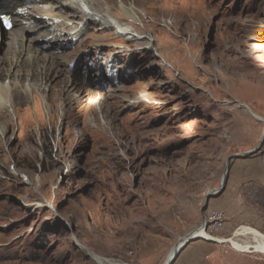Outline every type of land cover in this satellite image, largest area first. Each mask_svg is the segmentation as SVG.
I'll return each mask as SVG.
<instances>
[{"label": "rangeland", "instance_id": "374dc122", "mask_svg": "<svg viewBox=\"0 0 264 264\" xmlns=\"http://www.w3.org/2000/svg\"><path fill=\"white\" fill-rule=\"evenodd\" d=\"M105 2L135 29L130 39L91 23L52 59L31 61L13 56L14 34L0 30V60L11 73L2 80L32 84L0 112V264H99L93 253L116 264H164L215 211L227 215L206 230L215 241L188 249L204 254L198 264H264V252L231 242L259 244L238 233L246 227L264 234V145L230 160L240 222L222 231L227 188L203 210L228 158L262 140L264 121L239 104L264 118V0L92 7ZM120 6H133L137 20Z\"/></svg>", "mask_w": 264, "mask_h": 264}, {"label": "bare ground", "instance_id": "6f19581e", "mask_svg": "<svg viewBox=\"0 0 264 264\" xmlns=\"http://www.w3.org/2000/svg\"><path fill=\"white\" fill-rule=\"evenodd\" d=\"M92 1L93 0H0V7L5 9L8 14L12 15L14 22L13 27L9 30L11 32L10 34H14L11 42L8 45L10 48V53L13 54V56L15 54L24 53L31 61L43 57L52 59L55 56L52 53L54 51L51 50L54 48H61L63 45L68 43L71 44V40H74V38L78 39L80 34H82V32L86 30L87 26L91 23H93L95 26L98 25L100 28L105 29L111 28L112 26L118 27L123 34L129 36V39L135 35L134 28L122 26V24H120L117 19H113V6L110 3L105 2L102 10L99 11L92 7ZM133 1L137 2L138 0ZM120 9L123 11L126 17L131 18L132 20H137L136 10L133 6H120ZM15 26L18 27L16 28ZM0 29L2 28L0 27ZM26 33L30 34V36L26 37ZM2 61L0 60V112L6 111V108H8L9 111H12L11 103L13 97H15L14 94L16 92H22L20 91V88H22V90L27 93H30L32 89V84L30 83H25L24 85L20 86V83H18L16 80L13 81L9 79L7 82L3 81L2 75H6L7 77L11 73H8V71H10H7L8 68H4V62L2 63ZM5 129V125L2 124L0 126V131H4ZM208 219L210 221L207 220V222L210 226L212 223L211 221H213L212 214ZM244 230L256 235L259 244L251 247L247 244L240 245L238 242L231 240V242L234 244V247L244 252H249L250 248H255L256 251L264 252V234L258 230L247 227ZM193 234L194 236L212 238V236L204 229L194 231Z\"/></svg>", "mask_w": 264, "mask_h": 264}, {"label": "water", "instance_id": "95a60500", "mask_svg": "<svg viewBox=\"0 0 264 264\" xmlns=\"http://www.w3.org/2000/svg\"><path fill=\"white\" fill-rule=\"evenodd\" d=\"M240 107L244 108L245 110H247L248 112H250L255 118L264 121V118L258 116L257 114H255L253 112V110L246 104H239ZM264 145V132H263V136H262V140L260 141V143L255 146L254 148L247 150L244 153H239V154H234L232 156H230L227 160V165H226V169L222 178V184L220 188H217L211 192H209L206 195L205 198V204H204V208L203 210H206V208L209 205L210 199L219 193H222L226 188H227V179H228V174L230 172V160L233 157H243L246 155H255L259 152H261L262 147ZM209 224L207 222L206 217H204L203 222L200 226H198L196 229H194L193 231L187 233L186 235H184L183 237H181L178 242L173 246L170 254L168 255L166 261L164 262V264H175L177 259L179 258L180 254L182 253V251L188 246V244H190V242H192L193 240H196L198 238H207V237H203V236H194V231L200 230V229H204L205 231L208 229ZM210 240H214L213 238H207ZM94 258H96V260L99 262V264H109L111 263V259H107V258H103L100 257L99 255L93 253ZM114 262V261H113ZM113 264V263H111Z\"/></svg>", "mask_w": 264, "mask_h": 264}, {"label": "crops", "instance_id": "0c3cea01", "mask_svg": "<svg viewBox=\"0 0 264 264\" xmlns=\"http://www.w3.org/2000/svg\"><path fill=\"white\" fill-rule=\"evenodd\" d=\"M240 191L241 190H239V188H237L235 186L228 185L227 190H225V192H223L222 208L226 209L227 214H228V220H227V222L225 224V228H223V230H222L224 232H227L229 230L230 226H233L234 224H238L240 222V215H241L240 214V210H241V208H243V199H242V194H241ZM211 199H210V201H211ZM209 204H210V202H209ZM241 220H242V218H241ZM240 232L241 233L243 232L244 233L243 235H246V233H247L244 229H239L238 233L241 234ZM234 236H236V235L234 234ZM207 238H209V237H207ZM207 238H198V239H205V240H207L209 242L213 241V240H210V239H207ZM198 239L193 240L192 242L197 241ZM217 239L218 240H216V242H220L221 243V242H224V241H229L230 242L231 238L230 239L217 238ZM192 242H190V244ZM190 244H188V246L182 251L183 253L180 254L181 255L180 259H183V260L179 259V261L181 263L178 262V264H198L199 263V259H201L203 257L204 254H202V256H200L199 254H197L195 257L192 256L190 254V251L188 250V249H190L189 248ZM244 244L249 245L248 243H244ZM193 249H198L201 253H204L206 251L204 248L200 249L198 246H196V248L193 247ZM236 249H238V248H236ZM238 250H240V249H238ZM190 257H194V258L191 259Z\"/></svg>", "mask_w": 264, "mask_h": 264}, {"label": "built area", "instance_id": "2783aa9c", "mask_svg": "<svg viewBox=\"0 0 264 264\" xmlns=\"http://www.w3.org/2000/svg\"><path fill=\"white\" fill-rule=\"evenodd\" d=\"M212 216H213V221L216 224L218 223L222 224V222H224L225 218L227 217L226 213L218 212V211L213 212Z\"/></svg>", "mask_w": 264, "mask_h": 264}, {"label": "snow or ice", "instance_id": "6c2138e0", "mask_svg": "<svg viewBox=\"0 0 264 264\" xmlns=\"http://www.w3.org/2000/svg\"><path fill=\"white\" fill-rule=\"evenodd\" d=\"M0 19H3L7 26L11 27V22L7 19V17H2Z\"/></svg>", "mask_w": 264, "mask_h": 264}]
</instances>
